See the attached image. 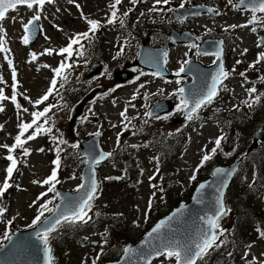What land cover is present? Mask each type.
<instances>
[{"label": "rangeland", "instance_id": "1", "mask_svg": "<svg viewBox=\"0 0 264 264\" xmlns=\"http://www.w3.org/2000/svg\"><path fill=\"white\" fill-rule=\"evenodd\" d=\"M197 1L204 2L206 0H190L186 5L193 4ZM77 2L82 6L83 13L90 19L104 20L110 11L108 5L112 0H77ZM152 3L154 2L150 0L144 5L150 7ZM176 3L178 4V2ZM141 4L138 3V5ZM216 5H229V3L228 0H217ZM128 7L131 8L133 5L130 4L129 0H123L120 6V12L123 13ZM57 8L60 9L59 12L56 11ZM136 12L139 13L140 8ZM150 14L153 17L151 21H144L138 24L134 23L130 28L128 26L121 28L118 25L108 28L103 36L105 42L98 45L95 50V56L92 50L87 63L83 62L78 64L77 74L79 77L83 80L85 79V65L90 64L92 61L93 63H104L105 67L108 65L107 73L104 76V79H107L110 76V69L116 70L122 68V62L128 59L130 53L134 49L136 50L140 42L147 36V38L153 37L154 41L152 43L155 42V47L170 46V51L168 52L170 67L172 68H177L178 64L186 59L207 63L209 59L197 55L192 48H181V46L171 44L166 33L170 29H177L178 31H189L190 33L202 36L203 31L207 32L206 27L214 31L215 26L221 30L227 28L228 30L226 32L240 30L235 35L234 40L229 42L225 59V64L229 66V69L232 70L235 68L236 72L224 83L223 86L227 90L221 91L217 99L214 100V103L198 112L197 117L191 123V127L184 126V123L181 121L175 124L174 121L179 119L178 116L180 115L177 113L167 119L148 120L145 123L142 122L143 108L139 106L136 111V106L131 107L128 113L131 125L134 127L130 132L133 135V131H135L136 134L128 142L133 145L134 142L142 138H150L154 144H148L146 148L158 158L159 172L156 173V159L150 158L148 153L139 156V161L142 164L140 168L143 170V174L141 175V172H139L138 175V178L141 179L140 184L132 185V180L135 177L131 171H127L124 178L126 180L129 177L130 180H126L125 186H112L104 189L103 193H99L98 198L93 202L92 209L100 213L98 215L100 218L93 225H88L83 228L82 241L74 239L66 241L65 248L59 252V264H83L85 260L87 264H91L92 259L101 252L100 245L103 243L101 234L104 233V228L108 229V225L110 226V233L107 231V244L104 245L103 254L99 258V260H102H98L97 264L104 262V255L108 259L107 261L118 258L122 244L116 241V235L126 236L130 240L126 241L124 243L125 245L135 241L142 236L147 226L150 228L151 224L156 223L152 220L157 217L160 218L166 213L170 205L177 203L181 199L185 200L187 198L186 196L193 191L196 182H192L191 185L190 177L193 174L192 172L200 163L202 155L206 151L210 152V149L215 146L214 141L216 138L224 137L220 148L211 161L217 165L226 166L236 160L238 158L236 156L240 155L241 151H245L255 132L264 124V121L261 120L257 122V118L263 112L260 105L264 103V96L261 97L258 104L253 105L251 108L244 103L245 100L250 99L246 91L247 88L255 86L257 88V94L264 93V83L258 79L259 76L264 75V62L258 64L256 69H249V65L255 61L258 53L264 52V47H257L258 39L256 38L257 35H264V26L258 27L256 32H252L251 28L237 27L233 29L229 27L231 25H243L247 22V15L233 10L230 12L226 11L215 20L213 26H211L212 20L209 17L193 19L183 25L174 21V16L171 13H165L164 10L162 12H150ZM32 15L33 12L27 10L25 7L18 8L16 11H11L8 14L9 19L3 22V27L7 31V47L10 49L9 58L13 60V65L17 70V91L29 96L34 101L46 92L53 78L51 68L58 66L62 59L59 55L55 54L52 56H40L39 54L46 48L58 50L66 46L68 38L76 32L87 30V25L80 18L79 11L73 5L69 4L67 0H56L55 4L45 6L41 20L39 21L43 29L40 38H38L33 46H25L21 43L23 31L20 20L23 19L26 22ZM11 17H16V21L13 22ZM54 24L59 25L62 31L54 28ZM215 33L219 32L216 30ZM128 34H133L134 36H128ZM46 36L49 39H45ZM122 37L127 39H124V41L119 40ZM117 39L119 42L122 41L121 44H125L124 52L126 54L121 60L119 57L114 59L117 53L113 47V42ZM114 46H116V43ZM162 48L166 49L165 47ZM244 49H247V53L241 55ZM30 52H36L38 54L37 61L28 62ZM185 53H188V55L185 56ZM4 55L0 53V76L3 77L6 84H0V87L4 88L5 94L10 96L12 91L11 69L4 59ZM237 60L242 61V63L237 64ZM43 64L50 65L51 68L40 67ZM38 68L39 71L37 70ZM245 70H247V83H244V78L239 75L240 72ZM104 79L95 84H93L92 79H89V82L85 80L87 82L86 84L75 83L77 87L75 95L85 93L94 86L95 88H100V84L105 82ZM143 82L145 87L141 88L142 95L153 86H157L152 77L143 79ZM177 90V85H166L162 83L161 87H158V90H154L157 94L155 98L159 99L167 94L173 95ZM116 91L117 89L114 92ZM130 91L131 89H119L115 94L106 97V100L109 101L114 98H119V101L122 102L128 98ZM18 100L23 108L33 106L24 100L23 96H18ZM119 101L115 104H118ZM3 106L5 110L0 112V125L3 126L0 129V145H11L14 142L13 136L17 133L19 120L22 119L28 122L31 120V116L26 112H22L18 117L17 110L10 101L3 102ZM120 107L121 105L112 107L111 103L107 102L103 105H99V103L88 105L86 113L89 122L86 125H77L75 135L77 134L80 139H85V136H90L91 133L99 130L105 136L104 142L106 149L114 148L115 131L119 128L120 130L122 129L121 125H117L116 123V114ZM136 112L137 114H135ZM182 121L186 122L184 119ZM113 122L117 127H112ZM230 129H235L236 131V151L233 156L227 157L226 136ZM57 132L63 140L67 141V147L61 153L63 161L61 171H59L60 185L67 191H70L77 188L81 183L80 173L84 167V162L82 159L81 161L78 160L80 158L78 154H75L77 149L72 152V148L68 146L73 144L74 139L77 137H70L65 125L61 126L60 130L57 129ZM111 132H113L112 135H109ZM134 136L137 137L135 138ZM29 143L32 147L31 155L21 159L18 171L13 175V177L16 176L15 185L18 184L21 190L15 188L11 195L5 193L4 196V198H7V211L5 214V222H0V232L8 227L6 221L9 219L11 221L14 219L13 225H17L20 230L27 229L34 214L33 202H37V195L44 189V187L34 184L33 181H42L50 175L52 170V164L49 159L53 155L55 159L54 148L56 145L53 144L51 136L41 135L40 138L37 137V139ZM40 148L45 149V151L39 152L38 149ZM5 155H7V151L4 148H0V183L5 178V169L8 165V161L3 158ZM151 160H154L155 163ZM120 170H114V167L111 165H105L101 168L102 179L104 176L114 174L120 176ZM202 172L203 169L199 171V175L197 176L198 180L201 179ZM73 175H75L74 179L71 178ZM153 175L156 176V179L152 183L158 187L156 189L152 188L151 190L149 177ZM238 175L237 180L240 178V183L235 189L234 196L237 199H244L248 195L250 201L252 200V205L264 206V196H251V191L249 192V190H252L251 188L254 186L255 180L253 166L248 167L247 171L241 170ZM160 188H163L162 192L159 190ZM153 192H155L154 197ZM150 197L153 199V210L151 208L149 209L148 202ZM29 205L33 206L30 207ZM119 210L122 211L124 222L123 224L117 225L116 220L112 219V216ZM228 210H230L228 214L221 218L220 225L229 232L234 228L236 215L233 209L229 208ZM146 213V218L149 217V219L145 218ZM221 240H224L223 237H221ZM4 242L6 243L7 241L5 240ZM225 245L226 242L219 249L224 248ZM212 251H214V248L209 250V253ZM251 251V255L257 258L258 261L264 260V243L262 245H259V243L256 244ZM224 255L228 256L229 253L224 252ZM237 258L236 254L233 253L230 260L231 262L239 264L240 261ZM161 260H163V264L174 263L173 260L171 262L164 258L160 260L156 259L154 263L161 264Z\"/></svg>", "mask_w": 264, "mask_h": 264}, {"label": "snow or ice", "instance_id": "2", "mask_svg": "<svg viewBox=\"0 0 264 264\" xmlns=\"http://www.w3.org/2000/svg\"><path fill=\"white\" fill-rule=\"evenodd\" d=\"M67 2L73 5L80 13V18L85 22L87 25V30L83 32H76L68 38V43L66 46L59 48L58 50L52 48H46L43 52L39 55H59L62 59L59 62L58 66L55 68H51L50 65L43 64L40 67L42 68H51L53 72V78L50 81L49 87L47 88L46 92L40 96L36 100H32L29 96L19 93L18 89V80H17V70L13 65V60L9 58L10 49L7 47V31L3 27V22L7 19L8 13L10 11H16L20 7H25L27 10L32 11L33 15L24 22L23 19L20 20L22 25L23 35L21 37V43L25 46L29 45L36 32H42L43 29L39 26L38 22L41 20V16L45 9L46 5H53L56 3V0H0V53L5 54L4 59L7 61L9 68L11 69V95L8 96L5 94L4 88L0 87V112H3L4 106L3 102L10 101L12 105H14L15 109L17 110V116H20L22 112H28L27 108H23L21 103L18 100V96H23V99L28 101L30 104L33 105L34 109H39L41 105H45L42 110H35L31 112V121L25 122L22 119L19 120L18 123V133L13 138L14 142L11 145L2 144L0 148H4L7 151V155L3 157L5 160L8 161V165L5 169V178L0 183V199H3L5 193L9 191V189L13 188L14 186L17 190H21L19 185H14L11 181L13 180V175L15 172L18 171V164L20 163L19 158L15 155L17 150H20L23 157H28L31 155V150L26 147L30 141L37 139V137L41 135H49L51 136V140L53 144L56 145L54 148L55 151V159L52 161L53 168L50 172V175L43 179L42 181L34 180V184H38L41 187L47 186V190L42 192L38 197V200H42L44 197L48 196L49 193L54 195V198H59L62 201L61 205L54 204V199H47L44 203L39 205L37 214L35 218L32 220V223L28 225L29 228L36 229L35 231V239L42 245L43 248V255L45 264H53L54 258L52 256V248L50 247V239L52 238V234L57 231V229L62 226L63 224H78L83 223L87 224L92 217L89 216V212L92 210L93 202L98 198V192L100 190V185L96 179L95 168L99 165L103 160L111 157L112 153H104L100 152L98 155L89 154L88 159H85L83 162L88 164L90 169V173L87 177H81L82 180H87L88 183H81L75 189V192L80 193L82 189L87 188V191L83 196L78 197H62L61 193L57 191V185L61 183L59 179V171L61 169L62 158L61 153L63 149L60 145L67 144V141L58 138L52 135L54 120L50 113H52L53 108H62L63 105L60 104H46L50 97L53 96H60V89H63L65 85L69 82L70 79V70L74 67L73 58L76 57L77 59L83 58L85 56L86 47L85 41H87L88 45H91L94 40L96 39V33L103 27L108 25H116L117 23L121 28L125 27L126 18L129 15V12L132 9L124 11L120 14V6L123 3V0H112L109 3V13L105 17V22L102 23L96 19H90L83 13L82 6L77 2V0H67ZM130 4L133 6L137 5L141 0H129ZM170 0H155L153 7L149 9V12H162L163 8L157 7L159 5H168ZM230 5H233V0H228ZM184 3L180 4V8H184ZM234 7H242L243 10L249 11L251 13V17L247 24L244 25H231L229 27L235 29L237 27H248L249 25H261L264 26V16H258V14H264V0H238V5H233ZM57 12L60 11L59 8L56 9ZM168 11H174L173 9L169 8ZM209 12H215L214 9H208ZM218 14V13H217ZM144 13H141L143 16ZM46 18V17H45ZM13 22L16 21V17H11ZM183 22V20H181ZM58 31H62L59 25H53ZM228 29L226 28L225 31ZM252 32H256L257 28L252 27ZM45 39H49L47 36ZM222 43V42H221ZM257 47L261 48L264 47V38H260L257 40ZM190 48H197L199 46L196 44H192ZM123 53V46H121L120 50L117 52L116 57H119ZM247 53V49H244L241 55H245ZM197 55H208L210 53L204 52L201 53L197 50ZM215 56L216 61H219L218 70L214 75L211 76V84L206 85V90H201L197 93L191 95H185V88L181 87L177 90V92L173 93V95H177L179 97V103L176 105V111L183 112L185 115L186 120L192 121L195 117H197L198 112L201 108L211 105L216 97L219 95L220 91H226V87H224V81L229 78L231 73L225 70L224 64L222 62V49H218L216 52L211 53ZM188 53H185L187 56ZM30 59L29 63L38 60V54L36 52L29 53ZM163 62L167 63V56L168 53L164 52L162 54ZM214 61V63L216 62ZM261 62H264V52L258 53L255 61L249 65V69H256L257 65ZM87 63V61H85ZM149 63L152 64L154 67L159 66V59L158 57H151ZM237 64L242 63V61L237 60ZM190 60H184L178 71L175 73L177 77L181 76L182 73L186 71V66L190 65ZM78 66V65H75ZM39 71V68L37 69ZM235 72L236 69L233 68L231 70ZM105 73H107V68H105ZM153 76H160L159 72L151 73ZM141 75H145V73H141ZM239 75L244 78V83H247V70L240 72ZM139 79V76L136 77ZM258 79L264 83V75L258 77ZM177 84L180 83V80L176 81ZM0 84H6L3 77L0 76ZM243 86V84H242ZM118 87V86H117ZM140 88H144L145 85L141 84ZM116 88L110 89V92H114ZM162 91V90H161ZM250 99L245 100L244 103L246 106L251 108L253 105L258 104L261 100V97L264 96V93L257 94V88L255 86L246 89ZM139 89H137V93ZM105 93L104 95H107ZM254 97V98H252ZM62 99V96H60ZM136 94L132 96V100H135ZM145 98H147V94H145ZM115 105V101H113ZM135 107L131 101L128 102L125 109L119 113L121 118V127L122 131L117 133V145L119 146L121 141L120 137L123 134V131L132 130L134 126L131 125V120L128 117V107ZM146 116L152 117L153 112L145 113ZM168 115H171L168 114ZM168 115L164 117L156 116V119H167ZM138 118V117H137ZM147 123V121H145ZM2 125H0V129H2ZM112 127H117V125L113 124ZM30 133V134H29ZM135 131H133V135H135ZM95 137H100L102 132L97 130L94 133H91ZM224 139L223 136L216 138L214 141L215 146L210 149V152L206 151L204 155H202L200 163L197 165L196 170L194 171L193 175L190 177V180H195L196 175L195 172H198L201 167L204 166L205 163L210 161L213 156L217 153V150L221 146V142ZM72 149H77L80 147L78 143H74L68 145ZM146 146V145H145ZM131 147L137 148V145H132ZM39 152H44L45 149L40 148L38 149ZM157 161L156 173L159 172V161L158 158H154ZM235 171H227L224 169H216L213 173L216 176L224 177L225 175L231 176L232 172ZM143 172H141V175ZM71 178H75L73 175ZM123 176L120 177H107L106 179L112 180H121ZM156 176H150V186L156 189L158 186L155 184H151V181L155 180ZM227 186V180L223 179L220 181V188ZM206 187V185L201 184L197 189V196L194 199L199 202V194L201 191ZM161 192L163 188L159 189ZM155 196V192H153V197ZM36 201L33 202L35 204ZM149 209L151 208L152 204V197L149 199ZM216 211L214 215L208 216L206 219L201 218L204 220V227H202L198 233L197 238L189 241H181L177 240L174 237H169L167 235L161 236V230L165 228L166 225H169L180 213L174 212L171 216L167 218V220L160 221L148 234L146 240L151 238L156 241V243L149 245L146 249L137 253L138 257L142 258V264H152V260L157 257H162L167 260H174L175 264H197V261L203 259L209 252L210 249L219 248L224 245L225 241L221 240V237H224L228 230L223 229L220 225V220L222 217L228 214L230 210L226 209L225 205L223 204V191L219 190V196L216 200ZM52 205V207H50ZM30 207L33 205H29ZM6 212V207L0 206V222H5L3 220ZM45 213L51 214V219L45 218L42 220V217H45ZM96 215H100L96 213ZM147 213L145 214V217ZM12 221H6L7 228L3 233L2 238H0V250L4 248L3 241H8L9 244H12L13 237L10 234V226ZM258 238L264 239V229L257 228ZM154 234H156L154 236ZM107 230L103 234H101L103 243L100 245L101 252L97 254L95 258L92 259L91 264H97V261L100 258V255L103 254V247L107 244ZM95 243V242H93ZM249 248L252 245H248ZM125 256L133 253L134 250L131 247H125L123 249ZM231 255V253H229ZM245 259H247V253L245 254ZM83 264H87L85 260ZM161 264H163V260H161ZM248 264H264V260H257V258H252L248 261Z\"/></svg>", "mask_w": 264, "mask_h": 264}, {"label": "water", "instance_id": "3", "mask_svg": "<svg viewBox=\"0 0 264 264\" xmlns=\"http://www.w3.org/2000/svg\"><path fill=\"white\" fill-rule=\"evenodd\" d=\"M239 10L243 9L242 7H237ZM208 12L206 8H198L194 7L190 11H188L185 15H181V18H185L189 15H194L195 13H204ZM39 31L36 32L33 40L31 43L35 41L38 37ZM186 34H178L175 31H171L169 36L178 43H185V42H194L190 41L189 39H185ZM30 43V44H31ZM204 44H200V51L203 50ZM157 52L155 50H151L148 46L147 41H144L141 46L139 47L138 57L133 65H138L142 68H145L149 71L159 72L161 76L165 75L163 71V60L161 59V63H159L158 67L152 66L149 63L151 57H157ZM153 55V56H152ZM219 61L217 62V65ZM190 66V65H189ZM188 66V67H189ZM214 68V67H213ZM98 70L97 66H92L91 71L89 74H94ZM216 73V72H215ZM212 71L207 69H195L192 68V83L185 85V95H191L197 93L201 90H206V85L211 84V76L214 75ZM96 94L95 90H92L88 95H86L78 104L74 106L70 113L69 125H71L76 119L80 118L82 115V110L84 105L87 101H90ZM162 105L157 104L155 105L150 112H153L152 117L159 116L162 112ZM167 112L166 110H164ZM94 141V142H93ZM90 143L82 144L81 146V153L82 156L88 159L89 154L98 155L101 151L99 145L97 143V139L93 140ZM264 141V126L261 127L253 139V144L249 147L248 152L254 150L256 144L258 142ZM96 144V145H95ZM233 146V131H230L227 136V151L228 153L231 152ZM88 150V151H86ZM104 161V160H103ZM241 160H238L227 167H217L213 169L211 173V178L201 184L206 185V187L201 191L199 194V202H197L194 197L197 196V189L193 193L190 201L188 203H180L176 206V208L163 217L160 221L167 220L169 216H171L174 212H179L180 214L172 221L169 225H166L165 228L161 230L159 235L161 236H169L174 237L177 240L189 241L191 239H195L198 236V233L202 227H204V220L201 218H207L208 216L214 215L216 211V200L219 196V190L223 191V197L226 192L227 187L229 186L238 166L240 165ZM224 169L227 171H235L232 172L231 176L225 175L224 177L216 176L213 173L216 169ZM90 173V169L88 164L82 170L81 177H87ZM226 179L227 186L220 188V181ZM83 183H88L85 179ZM61 193L62 197H78L83 196L87 191V188L82 189L80 193H64L59 188L57 189ZM207 195V196H206ZM5 202V201H4ZM58 205L62 206V201L59 202ZM206 215V216H205ZM51 219V215L48 217ZM160 221L158 223H160ZM156 223L143 237H141L137 242L134 244H128L125 247H131L134 252L125 256L124 252L122 255L114 262L104 263V264H142V258L138 257L137 253L146 249L149 245L156 243L154 239H147V234L158 224ZM35 231L36 229H30L22 232H15L13 237L12 244H9L8 241L4 245V248L0 250V264H45L44 255H43V248L42 245L39 244L38 241L35 239ZM192 232V234H191ZM185 233V234H184ZM187 234V235H186ZM189 234V235H188ZM197 234V235H196ZM156 234H154L155 236ZM184 235V236H183ZM189 236V237H188ZM191 236V237H190ZM124 247V248H125Z\"/></svg>", "mask_w": 264, "mask_h": 264}, {"label": "trees", "instance_id": "4", "mask_svg": "<svg viewBox=\"0 0 264 264\" xmlns=\"http://www.w3.org/2000/svg\"><path fill=\"white\" fill-rule=\"evenodd\" d=\"M77 82L81 84L79 78L77 77H75L74 81L69 79V82L65 85L63 90L61 91L60 89V96H62V99L60 98V96H53L51 98L49 104L58 103L60 105H63L62 108H53L52 113H50L52 119L54 120V123L58 121L61 122L63 120L64 115L67 112L68 106L73 102L74 92L77 90L75 83ZM263 107H264V103L260 105V108H262L263 112L257 118V122L259 120L264 121ZM243 153L244 151H241V154ZM245 162L247 163V165L244 168V170L247 171L248 167L253 166L254 174H255L254 186L251 188L252 190H249V192L251 191L250 193L251 196L252 195L264 196V143H262L259 146V148L255 152H253L249 157H246ZM123 164L124 167H126L128 170L130 169V166H132L133 162L132 160H128ZM209 168L210 166H207L204 169V171L201 173L204 174L202 179L208 177ZM125 174H127L126 170H120V176L125 177L126 176ZM120 176L116 175L115 177H120ZM237 178L238 175L236 176L232 186L230 187L227 193V200H226L228 209L229 208L233 209L235 211V215H237L236 221L234 223V229L231 232L227 231L225 235V241H226L225 249L227 248L231 249L232 250L231 255L226 256L224 255V252L226 251L224 248L221 249L217 248L214 251L208 253L203 259L198 260L197 264H236L234 262H231L230 260V258L233 256V253L236 254L238 248L242 247V245H247L249 242H255L256 240L260 239L258 238V233L256 230L257 228L264 229V207L252 205V200L250 201V197H248V195H246L244 199L242 198L237 199L234 196L235 189L237 185L240 183V178L239 180H237ZM126 180H130L129 177H127ZM126 180L125 178L121 180L106 179L103 181V183L99 180V185L101 187L100 193H103L104 189L110 188L112 186H118V187L125 186ZM132 183H133L132 185L138 184V179L136 175H135V179L132 180ZM53 196L54 195H50V198L54 199V203H55V198ZM46 200L47 199L45 198V201ZM50 207H52V205H50ZM121 212L122 211L120 210L116 211L115 215L112 216V219L116 220L117 225L123 224L121 218L123 217V214ZM96 213L97 212H94V214L92 215V219L89 221L90 225H93L100 218L96 215ZM157 218H155L154 221ZM67 225L68 224H65L64 226L59 227L57 231L52 234V238L50 239L52 256L54 258L53 264H59V260H58L59 252L60 250L65 248L66 241L69 239L77 238L78 233L81 231V227L79 225L71 224L68 227ZM65 227L67 228L64 229ZM146 229H144L143 233L146 232ZM108 232H110V229H108ZM2 236L3 235H0V237ZM116 237H117L116 241L120 242L122 246L124 245V243H126V241L129 240L126 236L124 237L121 235H116ZM76 240L81 241V239L79 238H77ZM239 259H241V257L237 258V260ZM103 260L104 261L108 260L105 255L103 256Z\"/></svg>", "mask_w": 264, "mask_h": 264}, {"label": "flooded vegetation", "instance_id": "5", "mask_svg": "<svg viewBox=\"0 0 264 264\" xmlns=\"http://www.w3.org/2000/svg\"><path fill=\"white\" fill-rule=\"evenodd\" d=\"M213 38H218V39H221L222 41H223V43L225 44L226 43V39L225 38H223V37H219V36H217V37H213V36H211V35H206V37H204V38H202L201 40H209V39H213ZM184 48H188V47H184ZM189 49V48H188ZM225 59H226V53L224 52L223 53V60H224V62H225ZM132 70V69H131ZM170 71H171V73H173L174 75H175V73H176V71L175 70H172V69H170ZM143 71H138V70H136V69H134L133 70V73L134 74H139V73H142ZM143 73H145V72H143ZM146 74V73H145ZM177 80H180V83L179 84H177L176 83V81ZM159 81L160 82H162V83H165V84H169L167 81H165V80H161V79H159ZM185 80L184 79H181L180 77H177L176 75H175V78H174V81L172 82L173 83V85H178V86H180L183 82H184ZM188 81V80H187ZM171 84V83H170ZM169 84V85H170ZM172 97H176V95H171V96H169V97H167V98H164V99H170V98H172ZM159 100H162V99H158L157 101H159Z\"/></svg>", "mask_w": 264, "mask_h": 264}]
</instances>
